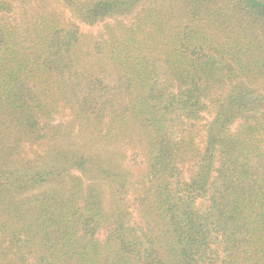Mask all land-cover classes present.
Masks as SVG:
<instances>
[{
  "label": "trees",
  "instance_id": "obj_1",
  "mask_svg": "<svg viewBox=\"0 0 264 264\" xmlns=\"http://www.w3.org/2000/svg\"><path fill=\"white\" fill-rule=\"evenodd\" d=\"M0 264H264V0H0Z\"/></svg>",
  "mask_w": 264,
  "mask_h": 264
},
{
  "label": "rangeland",
  "instance_id": "obj_2",
  "mask_svg": "<svg viewBox=\"0 0 264 264\" xmlns=\"http://www.w3.org/2000/svg\"><path fill=\"white\" fill-rule=\"evenodd\" d=\"M102 25H103V23H100V24L95 25L93 27H88V26L80 25V28H81V30L86 31V32L87 31H91L92 33H96V32H98L102 28Z\"/></svg>",
  "mask_w": 264,
  "mask_h": 264
}]
</instances>
